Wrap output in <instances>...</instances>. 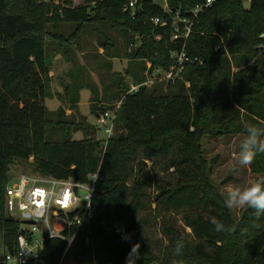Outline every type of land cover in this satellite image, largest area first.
I'll list each match as a JSON object with an SVG mask.
<instances>
[{
  "label": "trees",
  "instance_id": "16d2710c",
  "mask_svg": "<svg viewBox=\"0 0 264 264\" xmlns=\"http://www.w3.org/2000/svg\"><path fill=\"white\" fill-rule=\"evenodd\" d=\"M128 1L84 0L73 6L71 0L62 5L0 0V243L10 250L16 246L20 222L6 214L4 195L11 164L22 160L35 172L79 182L100 173L91 194L89 231L79 228L69 246L63 236L72 235L73 227L63 236L45 238L40 258L27 264H264V216L257 219L245 209L237 219L225 207L201 144L206 133L264 127L259 120H264V0H250L248 9L242 0H217L204 8L185 45L199 60L187 62L173 82L126 93L127 78L143 80L145 59L168 69L169 51L176 46L169 40L171 18L162 5L137 0L125 8ZM199 1L166 3L182 11ZM154 16L168 25H155ZM66 23L75 24L67 35L57 29ZM89 30L109 58L120 52L128 57L127 78L117 81V90L107 93L101 82L103 98L124 95L104 149L91 136L92 123L65 119L62 107L51 112L44 104L55 95L49 80L54 55H68L71 42L80 47ZM158 32L159 41L154 39ZM47 36L56 42L49 44ZM71 73L65 97L75 111L83 84L73 89ZM49 129H65L67 137L48 140ZM77 130L82 138L72 137ZM252 164L264 172V154ZM160 172L165 174L154 179ZM172 215H180L184 227ZM211 217L231 230L215 232ZM116 220L126 226L124 239L107 227ZM153 222L167 241L160 252L149 232ZM178 242L183 248L175 254Z\"/></svg>",
  "mask_w": 264,
  "mask_h": 264
},
{
  "label": "built area",
  "instance_id": "2783aa9c",
  "mask_svg": "<svg viewBox=\"0 0 264 264\" xmlns=\"http://www.w3.org/2000/svg\"><path fill=\"white\" fill-rule=\"evenodd\" d=\"M215 1L217 0H201L181 11L170 9L166 0H163L162 7L171 18L169 40L176 45L169 51V68L153 65L150 59H145L143 80L130 83L126 93L137 90L141 85L149 87L154 83L173 82L182 76L187 62L199 60L197 56H191L186 52V40L199 13ZM242 1L245 6L250 2ZM136 2L137 0H129L125 8H133ZM152 21L161 27L168 25V20L159 16H154ZM154 39L161 40L162 33H156ZM188 84L186 82V85ZM123 97L124 95L111 106L104 107L98 112L97 123L106 133L102 143L103 149L107 138L114 131V120ZM29 160H32V156ZM99 177V171H95L89 174L86 182H79L72 178H57L33 170L17 174L10 171L5 186L4 208L6 214L20 222V229L13 250L0 243V264H27L35 261L40 258L45 238L63 236V230L73 227L72 235L63 236L69 246L79 228L84 227L88 230L90 219L93 217L91 194ZM80 190H84L85 193L81 195ZM107 227L120 239L127 235L126 226L122 221H112ZM84 242L86 246H91L89 235L85 236Z\"/></svg>",
  "mask_w": 264,
  "mask_h": 264
},
{
  "label": "rangeland",
  "instance_id": "374dc122",
  "mask_svg": "<svg viewBox=\"0 0 264 264\" xmlns=\"http://www.w3.org/2000/svg\"><path fill=\"white\" fill-rule=\"evenodd\" d=\"M35 5L45 3H52L56 5H62L63 0H31ZM160 5L163 4V0H153ZM84 0H71L73 6L80 5ZM75 24L66 23L63 27H58V30H62L65 35H67L73 28ZM61 32V31H57ZM111 33L117 36L114 30H110ZM46 41L53 45L56 41L47 36ZM120 45H121V40ZM73 42L69 43V53L64 55L61 53H56L52 59L51 67L49 71V80L51 90L54 92V96L51 98H45L44 104L51 111L55 112L58 109L61 112V107L65 119H72L74 122H79L87 120L93 124L95 131L91 133V136L98 139L101 144L106 138V133L102 126L97 123V115L101 108L111 106L118 99H106L102 97V84L103 81L107 93H111L116 88L117 81L126 79L127 76L124 74L125 67L127 65L128 57L120 52L118 57L109 58L105 53L103 47L96 44L95 33L92 31H87L83 34L81 38L80 47L72 45ZM67 44V43H66ZM123 46V45H121ZM262 51V49L257 48ZM108 62L111 64L109 65ZM139 65V64H138ZM73 75V89L77 82L83 84V87L79 90V104L77 105L75 111L71 110L65 111L66 108L70 107L68 99L65 97V87L70 85L71 77L69 73ZM126 82H131V79L127 78ZM133 82V81H132ZM131 82V83H132ZM98 87V94L93 97L91 101V96L94 95L93 91ZM93 90V91H92ZM117 90V88H116ZM100 99V100H99ZM244 111V109H242ZM51 118L55 119L56 114L51 113ZM264 123V120L259 119ZM109 123V121H108ZM73 128L70 125V129ZM48 130L46 138L48 140L65 139L67 137V132L65 129ZM81 131L71 133L72 137H81ZM244 130L228 133V134H217V133H206L202 135V148L205 157L211 161V179L216 187L219 189L220 193L224 195V189L228 185L233 186H246L253 179H264L263 171H256L253 168V164L248 167H241L238 165L237 161L233 157V152L238 150L237 146L239 142L244 138ZM33 168L31 164L27 161L15 160L11 166L10 171L12 174H17L18 172H29ZM154 174V173H153ZM164 172H160L158 176H153L154 179L161 178ZM84 190H80V194L83 195ZM245 209L241 210H231L232 214L238 219L241 217ZM170 219H175L178 227H184L181 220V216H170ZM149 232L156 246V252H160L165 249L167 241L162 236L160 231L157 229L158 224L153 222L151 224ZM188 230V229H187Z\"/></svg>",
  "mask_w": 264,
  "mask_h": 264
},
{
  "label": "clouds",
  "instance_id": "9594fccd",
  "mask_svg": "<svg viewBox=\"0 0 264 264\" xmlns=\"http://www.w3.org/2000/svg\"><path fill=\"white\" fill-rule=\"evenodd\" d=\"M244 138L239 142L233 157L241 167L250 166L258 154H264V127L248 124ZM224 204L229 210L251 209L257 219L264 216V179H253L246 186L228 185L224 189ZM215 232L230 231L215 217L209 218ZM183 244L178 242L175 254H180Z\"/></svg>",
  "mask_w": 264,
  "mask_h": 264
},
{
  "label": "crops",
  "instance_id": "0c3cea01",
  "mask_svg": "<svg viewBox=\"0 0 264 264\" xmlns=\"http://www.w3.org/2000/svg\"><path fill=\"white\" fill-rule=\"evenodd\" d=\"M80 102H79V100H78V102H77V105L79 104ZM71 110H73L74 111V109H72V108H70V107H68V108H66L65 109V111H71ZM87 121V120H86ZM87 122H89V121H87ZM89 123H91V122H89ZM78 131H81V130H77V131H75V132H78ZM83 137V132H81V137H73V138H82Z\"/></svg>",
  "mask_w": 264,
  "mask_h": 264
},
{
  "label": "water",
  "instance_id": "95a60500",
  "mask_svg": "<svg viewBox=\"0 0 264 264\" xmlns=\"http://www.w3.org/2000/svg\"><path fill=\"white\" fill-rule=\"evenodd\" d=\"M245 8H246V9H248L249 7H248V6H246Z\"/></svg>",
  "mask_w": 264,
  "mask_h": 264
}]
</instances>
